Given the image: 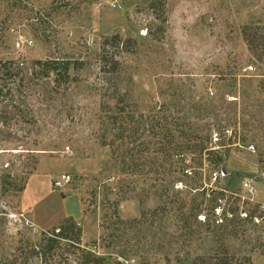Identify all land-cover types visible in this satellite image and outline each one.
<instances>
[{"label":"rangeland","instance_id":"rangeland-1","mask_svg":"<svg viewBox=\"0 0 264 264\" xmlns=\"http://www.w3.org/2000/svg\"><path fill=\"white\" fill-rule=\"evenodd\" d=\"M255 24L264 0H0V264H264V219L211 221L264 202Z\"/></svg>","mask_w":264,"mask_h":264},{"label":"built area","instance_id":"built-area-1","mask_svg":"<svg viewBox=\"0 0 264 264\" xmlns=\"http://www.w3.org/2000/svg\"><path fill=\"white\" fill-rule=\"evenodd\" d=\"M252 67V66H250ZM224 133L229 135L231 133V130L229 128L223 129ZM212 141H219L221 138L220 132L213 130L211 133ZM249 147H252V145H249ZM185 173H191L192 170L190 168L184 169ZM220 174H224V170L222 167L219 169L214 170V178L219 176ZM71 179V175L68 172H62L57 177H55L52 180V184L55 187H61L65 183H67ZM183 182L179 179L175 183L176 187H182ZM241 188L243 189L244 193H238V195L242 198L248 197L247 195L254 194L256 188L254 186V183L249 179L246 178L241 181ZM220 199V198H219ZM260 213H253L248 208H246V205H244L243 200L238 201L233 207L226 206L225 202L220 199L218 202H216L211 207V221L214 225H224L228 222H231L232 220L237 219H251L253 222H258L261 219H264V202L262 204V209L259 210ZM202 216V217H201ZM199 217L204 218V215L199 214Z\"/></svg>","mask_w":264,"mask_h":264},{"label":"trees","instance_id":"trees-1","mask_svg":"<svg viewBox=\"0 0 264 264\" xmlns=\"http://www.w3.org/2000/svg\"><path fill=\"white\" fill-rule=\"evenodd\" d=\"M242 34H243V37L245 38V40L249 43V45H251V47H252V45L255 46L257 49H260V53L262 55L264 54V52H263V47H264V25H259V24L247 25V26L243 27ZM102 39H103V41L101 42V46H102V52L103 53L101 55V59L105 60L106 56H105L104 44L106 42H108V41H115L117 43V42H119L121 40V37L119 36V34H113L111 36H103ZM38 61L43 63L44 65L52 66V67H55L54 65L57 63V61L54 60V59H46L44 61H40V60H38ZM111 61H112V63H114L115 66L113 65V68L107 69V70H113L114 71V70L118 69L119 68V61L117 60V58L113 57L111 59ZM250 66H252V65H250ZM9 117L10 116H8L7 119ZM224 128H226V127H223V129ZM221 131H222V132H220L221 138H222V134L224 136L227 135L226 133H224L223 130H221ZM211 133L212 132H210V139L212 141ZM145 147H147V146H145ZM158 147H162V146H158ZM187 167L188 166H187V164L185 162V164H183L182 167H181L182 171H184V169L187 168ZM227 224H224V225H227ZM224 225H217V226L222 227ZM49 239L51 240L50 237H49ZM214 257H215V260L212 261V262L211 261L210 262H206V260L202 259V260H200L199 263H201V264H207V263H211V264H240V263H237L236 261H234V259H232V256H229L228 252L224 251V250H221L220 252L215 253Z\"/></svg>","mask_w":264,"mask_h":264},{"label":"crops","instance_id":"crops-1","mask_svg":"<svg viewBox=\"0 0 264 264\" xmlns=\"http://www.w3.org/2000/svg\"><path fill=\"white\" fill-rule=\"evenodd\" d=\"M54 177H55V176H54ZM41 195L43 196L44 193H42ZM42 196H41V197H42ZM65 198H66V200H65L64 208H65V210H67V207H68V205H67V201L70 200V199H69V196H68V195L65 196ZM73 205H74V206H73L72 208H76V205H77V204H74V203H73ZM71 206H72V205H70L68 208H71ZM72 208H71V209H72ZM68 210H70V209H68Z\"/></svg>","mask_w":264,"mask_h":264}]
</instances>
